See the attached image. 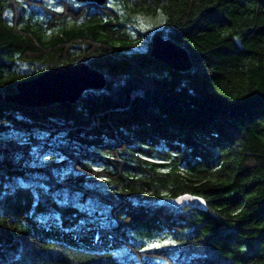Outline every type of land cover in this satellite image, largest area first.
I'll list each match as a JSON object with an SVG mask.
<instances>
[{"label": "trees", "instance_id": "trees-1", "mask_svg": "<svg viewBox=\"0 0 264 264\" xmlns=\"http://www.w3.org/2000/svg\"><path fill=\"white\" fill-rule=\"evenodd\" d=\"M80 62L106 86L6 98ZM0 264H264V0H0Z\"/></svg>", "mask_w": 264, "mask_h": 264}, {"label": "water", "instance_id": "water-1", "mask_svg": "<svg viewBox=\"0 0 264 264\" xmlns=\"http://www.w3.org/2000/svg\"><path fill=\"white\" fill-rule=\"evenodd\" d=\"M103 4L106 0H94ZM151 56L164 61L176 70L186 71L193 65L189 51L175 41L165 38L159 31L151 38ZM106 78L102 71L85 62L62 64L47 69L40 75L22 81L17 85V93L6 96L24 105H48L57 101H76L87 88H103ZM191 193L175 197L177 205H192L206 209L203 198Z\"/></svg>", "mask_w": 264, "mask_h": 264}, {"label": "snow or ice", "instance_id": "snow-or-ice-1", "mask_svg": "<svg viewBox=\"0 0 264 264\" xmlns=\"http://www.w3.org/2000/svg\"><path fill=\"white\" fill-rule=\"evenodd\" d=\"M161 17H162V14H161ZM138 19H140L141 24H144V19L142 17H139ZM197 199H199V197H197ZM159 246H160L159 244L153 243V244L149 245V248H156V247H159Z\"/></svg>", "mask_w": 264, "mask_h": 264}]
</instances>
